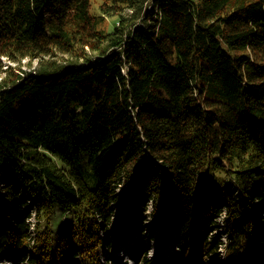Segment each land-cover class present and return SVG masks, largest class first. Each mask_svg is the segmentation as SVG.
I'll use <instances>...</instances> for the list:
<instances>
[{
  "label": "trees",
  "instance_id": "trees-1",
  "mask_svg": "<svg viewBox=\"0 0 264 264\" xmlns=\"http://www.w3.org/2000/svg\"><path fill=\"white\" fill-rule=\"evenodd\" d=\"M135 202L187 264H264V0H0V260L126 264Z\"/></svg>",
  "mask_w": 264,
  "mask_h": 264
},
{
  "label": "rangeland",
  "instance_id": "rangeland-1",
  "mask_svg": "<svg viewBox=\"0 0 264 264\" xmlns=\"http://www.w3.org/2000/svg\"><path fill=\"white\" fill-rule=\"evenodd\" d=\"M110 21L111 18L108 17L105 23L106 27L109 26ZM61 59L65 61L64 58ZM3 61L5 63L12 64L14 67L19 68V70L33 71L38 60L24 58L21 59V62H10V60H8L6 57H3ZM147 204L146 205L148 206V208H145L144 205L139 203L135 204V207H138L137 210L139 212L146 214V217L142 219H140V216L132 215L130 209H128L127 207L121 208V206H116L118 208L117 210L119 214L115 216L114 222L112 223L109 230L113 240L111 243V254L117 252V255L119 256L120 260L124 258L122 259L123 262L128 259V264H136L134 261H132L130 255L134 251V249L140 248L139 250H146L147 257L152 261H156V264H171V262L166 259L168 256L174 264H182L180 261H178V258L176 256H174L173 258L172 255L169 254L170 251H174L175 255H179L180 252V249L177 246L176 242L177 234L174 232L175 229L167 227L165 230L162 231L164 235H162L163 237L161 240L151 239L152 235L151 233H149V230H151V232L153 233H159L160 230L159 228H157V224H154L152 218L149 216L153 209V204H151V202H148ZM142 220L144 222H141ZM222 221L223 220L221 218L219 222L222 228H218L217 230H215V232L217 234H221L224 241H226L227 235L225 234V230L223 228L224 224ZM173 225H175V223ZM141 241L142 244L140 245L139 242ZM120 245L122 248L118 250ZM139 250H136V252ZM218 252L221 254H225L224 248H220ZM218 252L215 256V260H217L219 263H222V261H224L223 256L221 254H218ZM100 254L102 262H105L107 259V253L102 250ZM0 264L12 263L11 261L2 258L0 260Z\"/></svg>",
  "mask_w": 264,
  "mask_h": 264
}]
</instances>
